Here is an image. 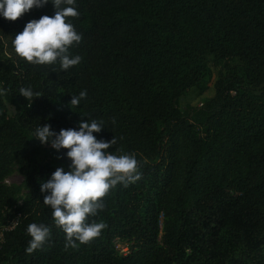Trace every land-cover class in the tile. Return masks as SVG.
Wrapping results in <instances>:
<instances>
[{
  "label": "trees",
  "instance_id": "1",
  "mask_svg": "<svg viewBox=\"0 0 264 264\" xmlns=\"http://www.w3.org/2000/svg\"><path fill=\"white\" fill-rule=\"evenodd\" d=\"M76 7L70 19L82 40L69 52L82 59L66 72L29 63L12 45L29 20L53 15L51 3L14 21L0 17V227L19 215L0 264H264V0ZM21 87L40 96L25 100ZM191 88L213 94L181 112ZM81 90L86 97L71 105ZM87 119L103 121L97 139L115 137L108 151L135 155L141 177L102 198L90 218L106 225L98 237L68 247L40 191L57 167L67 169V149L32 137L39 125L59 132ZM13 164L27 196L8 211L18 189L3 180ZM33 222L50 236L27 253Z\"/></svg>",
  "mask_w": 264,
  "mask_h": 264
},
{
  "label": "clouds",
  "instance_id": "2",
  "mask_svg": "<svg viewBox=\"0 0 264 264\" xmlns=\"http://www.w3.org/2000/svg\"><path fill=\"white\" fill-rule=\"evenodd\" d=\"M48 3L55 9L53 15L29 20L12 38V45L15 53L27 62L35 65L58 63L66 72L82 59L69 52L82 40L70 19L79 16L76 0H0V17L14 21L33 7L40 8ZM6 91L0 88V96ZM19 94L31 101L40 96L31 87H21ZM86 95V90L72 95L70 104L79 105ZM103 128V121L97 119L82 120L76 128H62L59 132L44 124L35 129L32 137L41 144H49L57 152L67 149L65 156L70 161L67 169L57 167L40 184V191L44 194L43 204L51 210L53 223L64 232L68 247L98 237L106 225L90 218L103 210L102 198L118 184L126 188L141 177L135 155L108 151L115 145V137L97 139L94 133H100ZM26 232L30 239L25 251L32 253L48 240L50 227L33 222Z\"/></svg>",
  "mask_w": 264,
  "mask_h": 264
},
{
  "label": "rangeland",
  "instance_id": "3",
  "mask_svg": "<svg viewBox=\"0 0 264 264\" xmlns=\"http://www.w3.org/2000/svg\"><path fill=\"white\" fill-rule=\"evenodd\" d=\"M213 94V89H209L206 93L200 94L197 89L191 88L189 89L182 100L179 102V109L181 112L185 110L187 106L195 107L199 106L202 99L210 97ZM45 150L42 155L45 156L48 154L49 147L44 146ZM3 185L9 188L18 189V193L11 199V202L8 207V211H12L13 208L20 204L21 201L25 199L27 196V190L23 186V177L19 172V169L16 165H12L10 169V173L3 180ZM175 198V193L169 196V212L171 210V204L173 199ZM160 228L163 230V217L160 216ZM123 246V245H121Z\"/></svg>",
  "mask_w": 264,
  "mask_h": 264
},
{
  "label": "built area",
  "instance_id": "4",
  "mask_svg": "<svg viewBox=\"0 0 264 264\" xmlns=\"http://www.w3.org/2000/svg\"><path fill=\"white\" fill-rule=\"evenodd\" d=\"M19 223V215L12 220L11 223H7L4 226L0 227V249L2 247V244L4 243L5 234L7 232H10L14 229V227ZM115 249L122 255L127 254V248L125 246H121V244L118 241L113 242Z\"/></svg>",
  "mask_w": 264,
  "mask_h": 264
}]
</instances>
